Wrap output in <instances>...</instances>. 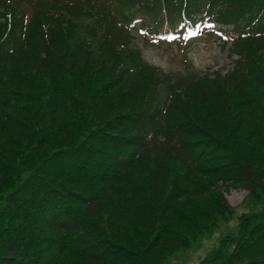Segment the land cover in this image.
Wrapping results in <instances>:
<instances>
[{
    "label": "trees",
    "instance_id": "obj_1",
    "mask_svg": "<svg viewBox=\"0 0 264 264\" xmlns=\"http://www.w3.org/2000/svg\"><path fill=\"white\" fill-rule=\"evenodd\" d=\"M203 7L239 34L225 76L131 48L135 17ZM230 189L248 210L201 264H264V0H0V264H163Z\"/></svg>",
    "mask_w": 264,
    "mask_h": 264
},
{
    "label": "rangeland",
    "instance_id": "obj_2",
    "mask_svg": "<svg viewBox=\"0 0 264 264\" xmlns=\"http://www.w3.org/2000/svg\"><path fill=\"white\" fill-rule=\"evenodd\" d=\"M227 29V28H224ZM221 40L216 38L208 39V36L199 35L186 49L184 54L177 46L161 45L154 48H147L140 45V49L144 54L145 60L149 63L160 67L165 73L174 71L186 72V66L190 63L192 69L201 73H212L220 71L226 74L232 67L231 63L235 57L230 59L229 47L226 49L221 47ZM184 58L187 60L185 65ZM165 100V95L158 97L155 104H161ZM248 192L241 189H230L225 192L228 202L236 208L237 216H234L228 222L222 223L221 226L209 237L199 240L191 248L183 250L176 254L173 258L167 260L163 264H201L207 257L220 246L221 241L229 235H235L237 231L238 216L242 212L247 211L249 200Z\"/></svg>",
    "mask_w": 264,
    "mask_h": 264
}]
</instances>
